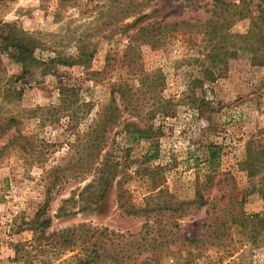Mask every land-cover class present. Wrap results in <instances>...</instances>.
<instances>
[{
    "label": "rangeland",
    "instance_id": "374dc122",
    "mask_svg": "<svg viewBox=\"0 0 264 264\" xmlns=\"http://www.w3.org/2000/svg\"><path fill=\"white\" fill-rule=\"evenodd\" d=\"M119 1L0 0V264H264V168L245 163L250 142L264 151V65L243 53L205 74L214 0H151L130 33L139 14ZM148 21L153 38L131 40ZM18 37L27 65L11 57ZM116 82L135 95L128 108L116 93L100 160L117 175L88 208L90 130Z\"/></svg>",
    "mask_w": 264,
    "mask_h": 264
},
{
    "label": "trees",
    "instance_id": "16d2710c",
    "mask_svg": "<svg viewBox=\"0 0 264 264\" xmlns=\"http://www.w3.org/2000/svg\"><path fill=\"white\" fill-rule=\"evenodd\" d=\"M149 1L151 0L119 1V8L123 17L128 18L131 15L139 14L133 19V21L122 26L124 32L130 33V28L137 26L140 21L147 17L146 13L141 12ZM246 18L249 19V24L245 31H235L233 28L236 22ZM157 23V21H148L146 24H141L138 27L137 32L134 31L131 33V40H133L132 37L137 34L153 38L154 32L159 29V27L155 26ZM187 28L186 31L191 30V26ZM199 31L203 34V41L206 48V54L204 56L210 57V67L208 66L209 71L205 72L209 78H212L211 76H213L214 79L221 76L227 68L228 59L238 57L243 53L250 55V59L255 64L264 65V0H240L239 2L214 0V7L211 15L202 25H200ZM9 46L16 49L15 53H11L13 60L17 62L21 61L24 64L30 61V58L27 55L29 54V44L25 43L23 39L19 37L17 39L13 38L11 40V45ZM86 56L87 54L82 51L79 57V63L86 62L84 58H86V60L89 58V56ZM18 79L19 77H17V80ZM12 81L14 82L13 77ZM61 92L62 98L68 99L67 96L69 95H67V92L70 94L71 89L66 85H61ZM116 93L120 94V99L122 101L128 103L126 105L128 108H132L131 101L135 95L131 89L126 88L117 82L114 83L111 91V99L100 111L96 126L90 130L89 161H91V164L93 163V166L94 163L95 166L97 162L99 164H97L96 167H90V169H95L96 175L84 188L82 201L84 202V206H88V208L97 207L99 205L104 197V193L110 186L113 178L117 175L116 161H112L110 158H107L105 161L100 160V155L107 144L109 133L119 123L121 117V108L117 103L118 98ZM16 95L20 96V92H17ZM71 96L72 95H70V97ZM129 112L130 114H134L131 112V109ZM148 132L149 131L139 127V129L132 131V134H139V137ZM248 149L249 155L245 161L248 173L249 176H257V174L261 173L264 168V165L262 164L264 161V151L261 148V145L257 142H250ZM217 155L218 151L215 149L211 150V160H215ZM261 191L264 196V187L261 188ZM44 222L49 221L47 219ZM59 235L64 236L63 241L66 245L76 244L73 232L71 236H66L65 232H62Z\"/></svg>",
    "mask_w": 264,
    "mask_h": 264
}]
</instances>
